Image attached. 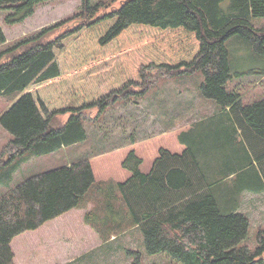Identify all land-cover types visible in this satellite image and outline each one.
<instances>
[{"label":"trees","instance_id":"obj_1","mask_svg":"<svg viewBox=\"0 0 264 264\" xmlns=\"http://www.w3.org/2000/svg\"><path fill=\"white\" fill-rule=\"evenodd\" d=\"M48 1L0 0V10L8 11L5 22L15 25ZM112 1L81 0L78 13L0 52V96L13 99L0 116V125L13 136L4 148L9 159H0L5 166L0 182L10 186L17 159L83 142L86 120L97 121L121 101L142 98L161 78L196 71L204 75L201 94L231 111L226 121L236 122L244 150L234 142V128L215 118L207 124L221 133H184L181 152L160 143L149 169L132 148L122 158L111 155L93 163L88 155L33 174L0 196V264H46L56 254L49 226L83 205L98 176L121 170L127 177L113 184L131 222L142 230L148 253L168 252L182 264H264V229L257 233L255 250L242 244L250 220L222 199L231 168H211V160L204 168L198 161L226 150L227 161L220 165H234L235 187L257 184L259 173L264 178V97L245 103L239 91L227 88L237 75L227 40L241 36L264 54V26L251 22L264 17V0ZM6 42L0 24V45ZM93 109L98 112L91 118L87 114ZM117 111L109 113L121 121ZM67 113L70 118L63 120ZM201 138L221 142L209 151L196 149L193 144ZM91 213L85 223L98 230ZM131 251V264H143L140 252Z\"/></svg>","mask_w":264,"mask_h":264},{"label":"crops","instance_id":"obj_2","mask_svg":"<svg viewBox=\"0 0 264 264\" xmlns=\"http://www.w3.org/2000/svg\"><path fill=\"white\" fill-rule=\"evenodd\" d=\"M235 74L237 75L227 83V88L239 91L245 103L264 97L262 86L264 74L259 76L260 79L257 80L253 76H242L240 71ZM235 78L240 79V81H234ZM244 78L249 79L244 81ZM202 81L203 79L200 77L195 83L184 78L161 80L142 98L136 99L134 97L131 101H124L123 105L118 108L117 113L122 115L123 131L121 135L126 137L129 127V138H119L121 132L116 129L114 135L118 140L114 146L104 147L103 150L97 153H90V160L95 163V161L103 160L111 155L122 158L129 149L133 148L138 154L144 156L143 168L149 169L153 160L152 157L155 155L160 143H164L169 147L172 146V149L181 152L184 145L179 141V138L184 133H190L198 137L205 135L207 132L211 135L217 132L221 133L223 129L209 126L207 122L215 118H219L224 122L228 116L231 117V111L229 108L221 109L217 102L205 98L201 94L200 84ZM233 82L237 83L233 85ZM124 112H126V115L122 114ZM226 122L236 131V135L233 136L235 144L239 145L241 150H244V141H242L236 122L233 123L229 120ZM145 125L152 126L151 130L144 129ZM199 125L200 127H198ZM170 137H172V141L169 144ZM220 142L221 138L214 141L201 138L193 146L196 149L202 148L209 151L215 149ZM224 154H226V157L229 155L228 151L225 150L224 152H217L216 157L204 159V156H201L198 160L199 165L205 168L208 160H211V168H231L229 180L224 185L227 197L222 199H225L226 203L231 206L234 205L236 210L248 216L250 231L252 226H255L254 229L258 231L264 229V178L259 173L260 177L257 184L245 185L241 189L235 187L238 182L233 176L235 172L234 165H220V162L227 161L223 157ZM78 159L70 158L66 164H71ZM255 168L258 172V167ZM218 169L211 174L210 179H214ZM241 172H247V169L241 170ZM127 175V171L121 170L117 173L109 172L98 176L96 178L97 183L84 196L83 205L72 211L64 219V222L55 221L49 226L52 236H49L47 229H43L42 232L45 237L49 236L50 240L54 239L56 242V254L53 255V258L49 257L46 264H73L77 261H80L81 264H103V261L112 259L118 254L124 255L125 260L129 261L130 264L134 261L132 259L134 253L131 250L137 249H131L132 246L129 243L135 245L132 240V232L139 225L131 222L130 211L128 212L125 206L122 194L113 184V182L124 180ZM10 183L11 186L15 182L12 180ZM88 212H92L90 215L91 220L98 230L85 223V216ZM136 235L138 237V234ZM139 238L142 242V238L140 236Z\"/></svg>","mask_w":264,"mask_h":264},{"label":"rangeland","instance_id":"obj_3","mask_svg":"<svg viewBox=\"0 0 264 264\" xmlns=\"http://www.w3.org/2000/svg\"><path fill=\"white\" fill-rule=\"evenodd\" d=\"M92 1L97 2L99 0ZM104 1L111 3L112 0ZM119 5L120 2L113 3L112 1V6ZM80 8L81 0H49L48 2L39 5L36 8L34 14L24 20V22L15 25H8L4 19V16L8 13V11L0 10V24L7 37V42L5 44L0 45V52L2 50H5L6 48L16 45L18 41L32 35L34 32L40 30L43 27L53 25L61 20H66L68 17H71L74 14L78 13L80 11ZM108 8V6L102 7L99 14L104 11H107ZM251 22L257 27L264 26V17H252ZM227 46L230 50V57L235 73L237 71H240L242 72V76H253L255 80L260 79L259 76H263L264 54L255 51L251 43H249L241 36L235 35L229 40H227ZM199 77L204 79V75L201 71H196L192 74L178 75L172 78H161L159 81L165 79L171 80L184 78L195 83L199 80ZM248 79L249 78H244V81ZM237 80L240 81V79L238 78L234 79V81ZM262 82H264V78ZM236 83L237 82H235L233 85H235ZM262 86L264 88V83L262 84ZM12 101L13 99H10L9 96H0V115L4 113V111L9 107ZM119 106L120 105L117 104L116 106L111 107L109 111L106 112V115L100 117L97 121L86 120L85 128L88 131V137L83 142L70 145L68 148L63 147L65 149L62 148L63 150L59 151L56 154H48L44 156H39L38 158L34 157L29 160L17 159V161L15 162L17 163L16 169L14 170L15 173L12 178L15 183H13L11 186L22 182L27 177L33 174L64 165L70 158H84L92 152H100L101 150H103L104 147L114 146V144L118 140V138L114 136L115 131L112 129L114 126L117 130H120V138L128 139L130 134V128L128 127L126 137L121 135L123 131V122L119 119L117 120V114L109 113L117 111ZM88 112L89 113L87 115H89L91 118H94L98 110L93 109ZM70 116L71 114L67 113L62 116V119L68 120ZM151 127L152 126L145 125L144 129L151 130ZM12 138V134H10L7 130L3 129L0 125V159L3 158L4 162L9 159V153L5 151L4 148L5 145ZM3 167L5 166L0 164V176L4 174ZM7 188L8 185L0 182V196L7 191ZM254 228L255 226H252V230L250 231L248 237L242 243L249 246L252 250H255L258 246V230H255ZM132 234V240L134 241L135 245L133 246L130 243L129 245L132 246L131 249L136 248L138 251L141 252V261L143 262V264H182L176 259H174L168 252H161L156 254L148 253L145 248L144 235L140 227L135 228ZM136 234H138V237ZM139 236L142 238V242ZM134 255L135 254H132V256ZM127 256L131 257L129 255ZM132 259H134V257ZM79 262L80 261H77L73 264H81ZM103 264H130V262L125 260L124 255L118 254L112 259L103 261Z\"/></svg>","mask_w":264,"mask_h":264}]
</instances>
